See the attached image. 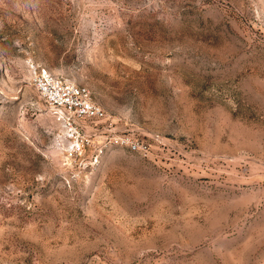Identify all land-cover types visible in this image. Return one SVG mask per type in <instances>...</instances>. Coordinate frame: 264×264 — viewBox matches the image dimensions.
<instances>
[{
    "label": "rangeland",
    "instance_id": "obj_1",
    "mask_svg": "<svg viewBox=\"0 0 264 264\" xmlns=\"http://www.w3.org/2000/svg\"><path fill=\"white\" fill-rule=\"evenodd\" d=\"M0 264H264V0H0Z\"/></svg>",
    "mask_w": 264,
    "mask_h": 264
},
{
    "label": "built area",
    "instance_id": "obj_2",
    "mask_svg": "<svg viewBox=\"0 0 264 264\" xmlns=\"http://www.w3.org/2000/svg\"><path fill=\"white\" fill-rule=\"evenodd\" d=\"M31 84L42 100L43 108L61 128L59 137L68 140L73 153L81 154L87 143L86 124L104 120L105 112L92 101L85 87L44 70H33ZM114 141L128 144L134 151L140 149L138 143L128 138L116 137Z\"/></svg>",
    "mask_w": 264,
    "mask_h": 264
}]
</instances>
